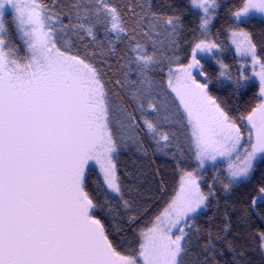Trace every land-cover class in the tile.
<instances>
[{
  "label": "snow or ice",
  "instance_id": "1",
  "mask_svg": "<svg viewBox=\"0 0 264 264\" xmlns=\"http://www.w3.org/2000/svg\"><path fill=\"white\" fill-rule=\"evenodd\" d=\"M189 2L200 10V35L190 42L187 62L168 67L167 87L175 94L169 105L155 74L163 72L165 59L179 60L173 50L180 44V16L113 0H72L68 12L45 0H0V264H185L191 240L185 229L214 193L201 190L196 172H184L179 192L138 230L133 245L125 227L137 229L138 214L126 212L123 224L99 215L110 203L108 193L132 208L117 175L120 149L135 145L147 154L148 142L164 152L178 146L173 128L186 121L201 168L206 161H228L226 190L264 160V55L257 54L251 32L229 29L236 53L251 58L260 96L251 111L233 115L210 92L202 60H215L219 77L237 88L251 79L248 61L236 75L218 58L225 48L211 38L210 26L219 0ZM6 6L15 14L24 55L4 22ZM229 11L235 21L249 22L256 13L264 16V0H240ZM98 52L108 72L93 62ZM106 55L115 58V72ZM89 162L100 173L96 196L86 186ZM259 200L264 185L252 208ZM258 240L264 249V232Z\"/></svg>",
  "mask_w": 264,
  "mask_h": 264
},
{
  "label": "trees",
  "instance_id": "2",
  "mask_svg": "<svg viewBox=\"0 0 264 264\" xmlns=\"http://www.w3.org/2000/svg\"><path fill=\"white\" fill-rule=\"evenodd\" d=\"M45 2L49 7H52L53 3H59L58 10L68 12L72 0H45ZM113 2L122 7L144 4L145 11L150 7L152 11L158 13L175 14L181 17L183 29L177 37L180 44L178 49L173 50L179 60L173 59L169 63L165 59L161 65L163 72L158 71L155 74L161 99L171 105L174 94L167 87L168 67L187 62L190 42L194 36L200 35L199 18L195 15L199 11L191 8L189 0H113ZM239 3L240 0H221V7L212 29L214 38L226 49L224 61L229 65L232 64V58L229 56L228 34L229 29L234 26L251 32L257 44V54L264 55V49H262L264 19L252 17L248 19L249 22H236L231 17L229 8L234 10V6H239ZM5 24L12 38L20 45V54L24 55L23 43L16 33L14 21L9 13L6 15ZM193 29L196 31L193 32ZM100 38L103 39L102 32ZM104 51L106 53L107 50ZM105 59L112 65V71L115 72V58L106 55ZM93 62L108 72L107 66L100 59L99 52ZM202 63L212 78V83L209 85L210 92L222 100L232 110L233 115L240 112L246 114L260 102L259 86L256 83L250 82L243 89L237 88L235 84H223L219 80L217 65L208 60H203ZM109 75L111 76L112 73ZM173 130L177 133L176 145L178 146L165 149L164 152L154 150V146L146 142L147 154L139 151L135 145L123 147L117 153V175L125 189L124 199L129 200L132 208L125 209L119 198L108 193L110 203L99 211V215L111 217L117 223L123 224L126 212L138 214V228L125 227L127 239L133 245L137 244L138 230L150 226L154 217L159 215L175 196L181 168L194 170L196 167L195 155L190 143V127L187 122L184 121ZM86 176V186L90 193L96 196V181L100 178L98 169L94 166L90 167ZM225 184V166L208 168L204 172L201 188L205 193L211 189L214 195L210 196L208 209L195 216L192 229H188L191 240L184 256L185 264H264V249L260 248L258 240V233L264 232V200L257 201L255 208H252L250 204L257 189L264 185V160L255 164L254 171L248 180L236 183L228 192L225 191ZM99 199L103 203L102 195ZM196 229L199 231L197 232ZM209 234H211V245H209Z\"/></svg>",
  "mask_w": 264,
  "mask_h": 264
},
{
  "label": "rangeland",
  "instance_id": "3",
  "mask_svg": "<svg viewBox=\"0 0 264 264\" xmlns=\"http://www.w3.org/2000/svg\"><path fill=\"white\" fill-rule=\"evenodd\" d=\"M220 1H221V0H219V2H220ZM195 10L200 11V10H198V9H195ZM8 13L11 14L12 19H13V21H14V15H15V14H14L13 10H12L9 6H6V8H5V14H4V22H5L6 15H7ZM201 15H202V13H201ZM252 17H256V18L264 19V16H262V15L259 14V13H256V14H255L254 16H252ZM252 17H250V18H252ZM250 18H248V19H250ZM242 19H243V18H242ZM214 22H215V20L213 21V24L210 26V27H211V32H212V35H211V38H212V39H215V38H214L213 31H212V29H213V25H214ZM236 22H239V21H236ZM228 35H229V36H228V48L230 49L229 56L232 58V64L230 65L232 72H233L234 74H236V75H239L238 69L240 68L241 63L244 62L245 60H247V61H248V67L245 69V74L248 75L249 77H251V79H250L249 81H247V82L242 81V83L244 84V87L246 86V84H248V83H250V82H254V83H256V84L259 86V80H258V78L252 76V72H251V58H250V57L245 58V57H242V56L238 55V54L236 53V50H235V45H232V44H231L230 33H229ZM23 47H24V54H26V48H25L24 45H23ZM229 49H228V50H229ZM225 50H226V49H225ZM225 50H224L223 53L219 54V56H218V58L221 59V60H223V61H224L225 55L227 54ZM207 60H208V61H212V62L215 63V64L217 65V67L219 68V65L215 62V60H213V59H211V58H208ZM202 61H203V60H202ZM224 62H225V61H224ZM225 63H226V62H225ZM176 66H177V65L173 66L172 68L175 69ZM198 79H200V78L198 77ZM219 80H220V82L223 83V84H224V83H225V84H235L233 81L226 80L224 77H219ZM244 87H242V89H243ZM173 94H174V93H173ZM174 96H175V94H174ZM259 97H260V96H259ZM189 127H190V126H189ZM246 139H247V138H245V141H243L242 143H245V142H246ZM192 147H193V146H192ZM168 149H169V148H168ZM193 151H194V155H195V149H194V147H193ZM195 160H196V167H195L194 170H186V169H182V168H181V170H180L179 186H178V189H177L176 194L179 192V189H180L181 176L184 174V172H187V171H194V172L197 173L198 178H199V184H200V187H201L202 177H203V175H204V172H205L208 168L215 169V168H217V167H219V166H222V167L225 166V172H226V184L229 182L228 161H227L226 159H224V158H218V160H217L216 162H213V161H206V162H205V165H204L202 168L199 166V161L196 159V157H195ZM259 161H260V159H258V160L255 162V164H256L257 162H259ZM255 164H254V166H255ZM92 166H94V167H96V168L98 169V166H97L94 162H89L88 169H89L90 167H92ZM98 171H99V169H98ZM251 175H252V174H251ZM249 178H250V177H249ZM249 178H248V179H249ZM248 179H246V180H248ZM246 180H244V181H246ZM217 181H218V180H217ZM233 185H235V184H233ZM233 185H232V186H233ZM201 190H202V188H201ZM229 190H230V189H227V190L225 189L226 192H228ZM202 191H203V190H202ZM109 194H111L112 196L116 197L114 193H109ZM176 194H175V195H176ZM174 197H175V196H174ZM174 197H173V198H174ZM117 198H118V197H117ZM209 199H210V196H209V198H208V201H209ZM208 201L206 202V206H205V207H202V208H201V209L195 214V216H197L199 213L204 212V211H206V210L208 209ZM195 216H194V217H195ZM185 231H188V229H185Z\"/></svg>",
  "mask_w": 264,
  "mask_h": 264
}]
</instances>
